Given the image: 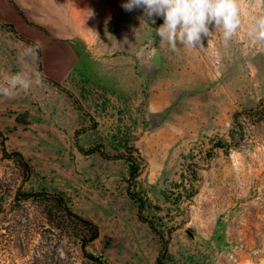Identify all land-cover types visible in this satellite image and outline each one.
<instances>
[{"label": "rangeland", "instance_id": "374dc122", "mask_svg": "<svg viewBox=\"0 0 264 264\" xmlns=\"http://www.w3.org/2000/svg\"><path fill=\"white\" fill-rule=\"evenodd\" d=\"M31 1L26 21L0 7V81L37 70L21 62L36 43L44 77L0 96L7 152L33 169L25 179L0 145V264H33L39 242L79 256L18 189L62 193L98 227L87 250L105 264H264V44L248 34L264 6L240 0L227 47L213 24L203 48L173 52L155 34L163 18L127 0Z\"/></svg>", "mask_w": 264, "mask_h": 264}, {"label": "clouds", "instance_id": "9594fccd", "mask_svg": "<svg viewBox=\"0 0 264 264\" xmlns=\"http://www.w3.org/2000/svg\"><path fill=\"white\" fill-rule=\"evenodd\" d=\"M240 0H127L123 9L131 12L134 9H143V14L152 23V17L163 18V24L155 29V34L162 42H167L173 52L184 48L195 50L202 45V36L208 37L213 33L209 25L215 30H222L221 36L225 47L237 30L241 27ZM264 6V0H256ZM249 36L264 44V14L254 18ZM39 43L27 46L21 53V62L27 65V59L37 58ZM35 84L43 86L44 77L38 70H22L6 76L0 81V96L13 97L18 90L29 91Z\"/></svg>", "mask_w": 264, "mask_h": 264}, {"label": "trees", "instance_id": "16d2710c", "mask_svg": "<svg viewBox=\"0 0 264 264\" xmlns=\"http://www.w3.org/2000/svg\"><path fill=\"white\" fill-rule=\"evenodd\" d=\"M10 3L17 10L23 20L26 21V18L20 12L18 6L12 0H10ZM2 26L8 28L9 31L14 33L19 39L25 42H32L19 35L13 25L2 24ZM32 43L34 44V42ZM37 62V70L40 72L41 66L39 50L37 53ZM5 140L6 137L3 131L0 129V145L2 154L4 156H9L10 158H12L15 164L17 165L20 174H22L25 179H28L31 176V173L33 172L32 166L28 163V161L25 160L24 156L20 152L15 151L13 153H8L5 147ZM96 152L103 157L106 156L101 145L94 147L90 150V153ZM120 156L121 157H115V159L122 158L127 160L130 163V176L132 179H135L138 174L136 159L134 157H131V155ZM130 196L134 197L132 193H130ZM15 198H17L18 200L20 199L24 202L31 200L32 202L40 203V206L42 208L38 211V214L41 215V223L38 224L40 225L38 226V228L45 230L46 228H48L49 233H57L62 239H65L69 244L70 241H72L75 247L79 249V256L77 257V260L74 262H69V260L62 258L59 252L43 249L44 243L39 242L37 245H35V249L33 250V264H37L38 262H40L41 264H105L100 256L94 255L93 253L87 250L88 244L98 238V227L91 220L75 213L71 209L67 199L62 193H23L21 189H18ZM140 206V209L142 210L144 204L140 203ZM139 216L142 220L143 217H141L142 215L140 213ZM151 228H153L152 225ZM40 235L43 237L46 236L44 233H40ZM44 238L48 241L46 237ZM166 250L167 246L163 244L161 247V253H165ZM157 264L163 263L157 261Z\"/></svg>", "mask_w": 264, "mask_h": 264}, {"label": "crops", "instance_id": "0c3cea01", "mask_svg": "<svg viewBox=\"0 0 264 264\" xmlns=\"http://www.w3.org/2000/svg\"><path fill=\"white\" fill-rule=\"evenodd\" d=\"M18 7H19V9H21V10H27V11H30V9H31V5L33 4V2L31 1V0H12ZM0 7L1 8H5L6 10H7V8L9 9V8H11L12 9V11H14L17 15H18V17H20L21 18V16L19 15V13L17 12V10L13 7V5L10 3V1L9 0H0ZM16 15V16H17ZM0 20L1 21H4L2 18H1V16H0ZM21 20H23L22 18H21ZM16 28V27H15ZM17 30H18V28H17ZM22 36V35H21Z\"/></svg>", "mask_w": 264, "mask_h": 264}]
</instances>
